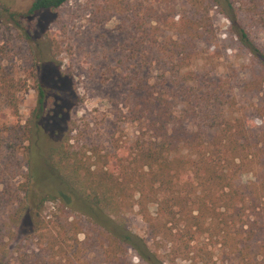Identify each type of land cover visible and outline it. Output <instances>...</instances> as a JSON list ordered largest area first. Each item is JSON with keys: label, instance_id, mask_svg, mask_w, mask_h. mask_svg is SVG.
Segmentation results:
<instances>
[{"label": "trees", "instance_id": "obj_1", "mask_svg": "<svg viewBox=\"0 0 264 264\" xmlns=\"http://www.w3.org/2000/svg\"><path fill=\"white\" fill-rule=\"evenodd\" d=\"M69 1L35 0L25 13L0 0V264H130L131 251L144 264H264V104L259 115L248 105L264 93V50L249 30L264 26V0H127L132 24L116 62L137 131L129 152L69 120L56 140L48 63L35 67L37 106L23 123L26 84L7 62L36 40L31 18ZM104 3L100 23L123 5ZM215 7L249 61L221 76L199 66L200 46L217 45ZM135 208L146 237L129 229Z\"/></svg>", "mask_w": 264, "mask_h": 264}, {"label": "rangeland", "instance_id": "obj_2", "mask_svg": "<svg viewBox=\"0 0 264 264\" xmlns=\"http://www.w3.org/2000/svg\"><path fill=\"white\" fill-rule=\"evenodd\" d=\"M34 1L18 0L16 9L26 13ZM130 1L133 3L135 0ZM120 2L123 3L120 9L111 11L107 21L102 23L97 21L101 18H97L94 12H104V0H70L55 15L43 14L30 19L36 40L22 43V50L11 56L7 62L26 84L25 90L20 94L23 123L28 121L37 106L35 67L38 63H48L51 65L49 84L58 95L59 103L56 119L50 118L46 125L50 127L51 133L58 134L56 140L63 137L67 130L65 122L69 120L78 125V131L90 125L93 133L98 135V143L111 140L125 151H130L137 136L136 126L127 120V108L124 106L130 85L119 77L116 61L120 45L130 33L132 14L126 11L127 0ZM93 5L100 7L94 9ZM225 13L221 7L211 10L210 16L218 37L217 45L208 47L202 44L199 49L200 68L204 72L212 70L218 76L230 67L235 66L238 69L242 64L249 63L245 55L232 43L233 24ZM249 30L264 50V26H252ZM4 43L5 39L0 36V45ZM263 96L264 93H261L260 97L250 100L248 105L252 111H260V105L264 104L260 99ZM57 123H60L59 127ZM47 149L45 144L40 143L38 151L45 153ZM244 179L248 181L254 179V176L248 173L244 175ZM50 184V179H44L41 187H36L34 193L40 195L41 189ZM43 207L49 214L54 211L55 203L47 202ZM128 218L129 229L141 237H146V224L138 208ZM32 226L33 223L26 220L20 228V237L26 236ZM129 261L130 264H144L133 251L129 253Z\"/></svg>", "mask_w": 264, "mask_h": 264}]
</instances>
